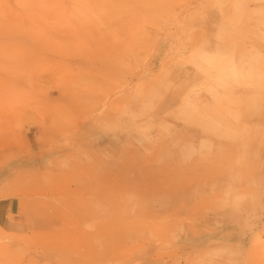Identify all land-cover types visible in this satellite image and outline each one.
Returning a JSON list of instances; mask_svg holds the SVG:
<instances>
[{"label":"rangeland","instance_id":"rangeland-1","mask_svg":"<svg viewBox=\"0 0 264 264\" xmlns=\"http://www.w3.org/2000/svg\"><path fill=\"white\" fill-rule=\"evenodd\" d=\"M0 0V264H264V0ZM13 218V216H12Z\"/></svg>","mask_w":264,"mask_h":264},{"label":"crops","instance_id":"crops-1","mask_svg":"<svg viewBox=\"0 0 264 264\" xmlns=\"http://www.w3.org/2000/svg\"><path fill=\"white\" fill-rule=\"evenodd\" d=\"M222 1L211 0L207 16L210 24L218 23L221 19L220 4ZM219 11V12H218ZM13 216V218H12ZM0 226L18 233H28L35 229L36 217L31 214L19 213L16 202L10 198H0Z\"/></svg>","mask_w":264,"mask_h":264}]
</instances>
